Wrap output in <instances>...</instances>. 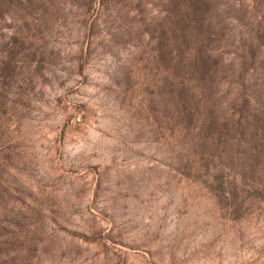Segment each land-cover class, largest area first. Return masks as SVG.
<instances>
[{
    "label": "rangeland",
    "instance_id": "374dc122",
    "mask_svg": "<svg viewBox=\"0 0 264 264\" xmlns=\"http://www.w3.org/2000/svg\"><path fill=\"white\" fill-rule=\"evenodd\" d=\"M10 2L0 264H264V0ZM176 40L228 60L194 122Z\"/></svg>",
    "mask_w": 264,
    "mask_h": 264
},
{
    "label": "trees",
    "instance_id": "16d2710c",
    "mask_svg": "<svg viewBox=\"0 0 264 264\" xmlns=\"http://www.w3.org/2000/svg\"><path fill=\"white\" fill-rule=\"evenodd\" d=\"M10 1L11 0H1L4 8H0V17L8 14L6 7L11 5ZM208 43L209 42L201 43L189 40H176L170 44V46H172L170 59L173 64V70L176 72L174 95L175 97L177 95L178 97L182 96V100L186 102L183 105H185V111L189 113L191 122H194L196 118L189 109L207 106L206 102L210 99V97H208L209 90L215 85L214 77L216 72H218L221 67H226L225 62L228 61L225 59V61L220 63L218 60V57H220L219 51ZM254 48L259 51L260 57L264 54V42L256 41L255 43L253 41L250 46L243 48L242 54L236 52L237 58L233 59V63L238 62L242 68L239 81L242 88L246 86V76L247 73L249 74L252 70L251 66L256 65V63L260 61L259 57L255 55L258 51L255 52V50H253ZM250 53L251 56H248ZM249 61L252 62L253 65H249ZM180 72L183 75L181 77L178 76ZM196 82L200 84V87L196 86ZM239 98V95H235L236 100ZM243 98L245 104H251L255 100L253 96L245 92L243 93ZM178 105L179 103L176 101L175 107L178 108ZM198 121H200V119ZM200 126L195 127L196 130H199L201 128Z\"/></svg>",
    "mask_w": 264,
    "mask_h": 264
}]
</instances>
